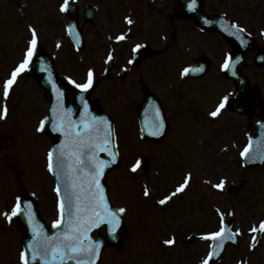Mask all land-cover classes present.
Returning a JSON list of instances; mask_svg holds the SVG:
<instances>
[{
	"label": "rangeland",
	"instance_id": "obj_1",
	"mask_svg": "<svg viewBox=\"0 0 264 264\" xmlns=\"http://www.w3.org/2000/svg\"><path fill=\"white\" fill-rule=\"evenodd\" d=\"M84 1L90 2L91 0ZM107 2L108 6L111 7L110 10L115 11L118 8L117 5L123 4V0H107ZM0 3L3 4L8 15L12 13V7L16 5L14 12H20V16L23 15V17L16 18L13 23H7L6 25L13 24V26L4 31L2 27L3 16L0 14V35L1 33L4 35V37L0 36V104H2L1 93L3 83L6 80L4 78H6L7 70L15 58L18 59L17 56L19 58L21 56V52L25 47V40L30 35L27 27L29 31V25H34V27L38 28V25L42 26V21L45 19H42L43 13H38V10L35 8L37 6L36 0H0ZM48 3L51 7L52 4L46 2V4ZM10 16L14 17V15ZM97 20L94 27H87L85 30L87 45H89V50H94L95 55L99 52L94 49L96 46L100 48L101 52L106 50L104 33H101L102 27ZM46 21L48 20L46 19ZM116 24L113 25V28L118 26ZM97 27L98 37L95 36ZM48 28L50 29L49 24ZM56 28V26H52L50 32L52 33ZM8 35L10 37H6ZM121 46L117 45L115 47L117 50H120ZM88 53L91 54L90 51ZM74 63L77 64L76 62ZM80 66L89 68L90 64L87 63L86 59L84 63H80ZM24 78L20 82L26 83L27 79ZM213 88L214 84L209 83L203 90L205 94H210ZM38 92L37 88L30 82H27L25 87H21L20 83L17 86L14 85L11 103L8 101V104H11L13 108L9 114L10 120L0 128L1 135L6 137V142L2 143L4 149L0 153V264H21L19 258V233L15 224L12 225L13 222L9 223L2 215L3 212L11 210L14 196L18 195L19 191L26 190V188L34 189L35 193L37 192L36 196L38 199L41 197L44 201L48 202L49 209L46 205L43 206L45 218L49 222L57 219L55 211L51 212L54 203L52 195L54 189L46 173L45 155L43 156V154L39 153L41 152L40 146L44 141V137L36 129L44 117L46 105L43 100L44 97ZM123 101L124 99L120 95H117L113 101H103L102 106L105 112L115 119L117 126L122 132V134L119 133V139L126 150L128 152L138 151L143 146V142L135 132V124L131 117H126L124 108L116 105L121 104ZM224 122L225 120L223 121V128H225ZM231 123L232 119H230L228 124ZM20 138L21 144L27 145L28 149V152H25L23 155L24 161L32 168L25 165L22 160L16 158L22 151L20 141L18 140ZM164 154L168 155V152L164 151ZM124 156L128 159L129 154H124ZM195 157L189 155L192 162H194ZM153 158L156 159L155 156ZM207 159L209 162H205L203 164L204 167L201 169L193 168V175L197 181L189 194L185 195L182 199L174 198L169 206L160 211L155 210L154 214H149L141 201L131 194V187L127 183V179H121L123 181L121 184V197L115 200L114 196H111V200L113 203L116 202L117 205L123 204L132 215L131 222L128 223L129 234L124 239V243H127L123 253V261L125 263L120 264H133V260L130 259L133 253L128 250L129 243H137V246H131V249L135 248L134 251L137 253V263L134 264H149L151 258H157V260L155 262L151 261L150 264H202V257L207 251L206 242L197 241L199 239L192 241L188 237L190 235L202 234L209 229L214 231L217 225L218 212L227 211L231 206L235 207L236 211L234 216L236 219L234 223L235 230L239 233L243 232L240 233L242 236L241 246L237 250H228L224 260L219 264H232L233 262H238L241 258H245L247 264H264V235L254 247L247 241L249 238L248 232L251 231V228L256 227L264 221V167L251 170L242 169L238 161V152L233 149L223 151V161L228 163L226 165L223 162V167L216 163V160L219 159L212 158V154L208 155ZM169 161L172 162L171 158H169ZM155 164L157 165L158 162L155 161ZM120 165V169L116 171V174L126 176L124 163L122 164L121 162ZM153 169L154 167H152ZM16 171L21 172L18 180L15 177ZM165 172H167V169H165ZM168 172L171 173V170L169 169ZM114 175L115 172L109 177L112 189ZM140 176H135L134 182H138ZM166 177L167 181H171V183H176L179 179L178 173H172L171 175L167 173L165 174ZM146 178L154 185L151 189L150 199L159 198V196L165 194L161 193L158 186L160 184L158 178H156L157 183L155 184L152 171ZM240 179L246 180L244 192L232 198L227 197L224 191L225 188L231 183L235 184ZM202 180L205 182L204 187L198 185L203 182ZM221 180L226 181L225 188L222 191L213 187V185L219 183ZM200 194H204V197H199ZM116 196L118 197L117 191ZM149 203L151 204L150 200ZM183 208L186 210L183 211ZM158 213L169 215L171 218L175 215H179L178 218H180L182 213L189 214L191 228L187 230L179 229L176 222L173 226V234L177 242L172 247V254L168 256V259L158 258L160 254L155 245V243H160V238L166 237L168 231L166 227L162 232L161 228L156 227L155 224L157 223L155 221L151 222L152 218L155 220L160 219L157 215ZM192 214H194L193 218ZM205 221L207 222L205 223ZM4 223L9 227L6 226L5 229ZM178 223H181L180 219H178ZM4 230L5 232H3ZM243 235H247V237L245 238ZM114 256L113 254H107L105 255V259L110 260ZM115 262L122 261L115 260Z\"/></svg>",
	"mask_w": 264,
	"mask_h": 264
},
{
	"label": "snow or ice",
	"instance_id": "obj_2",
	"mask_svg": "<svg viewBox=\"0 0 264 264\" xmlns=\"http://www.w3.org/2000/svg\"><path fill=\"white\" fill-rule=\"evenodd\" d=\"M196 0H191L190 8L195 9ZM69 9V0H64L61 5V11L66 12ZM128 24L133 21L129 18ZM31 31V40L24 55V59L14 68L10 76L3 83V98L8 101L17 84L18 77L29 69L33 57L36 55L38 34L34 27L29 26ZM225 31H231V34L241 39L242 43H247L240 37L245 32L239 24H232ZM78 35V34H77ZM117 40H124L121 35ZM142 45L137 44L133 51H137ZM111 60V56H109ZM232 57L228 56L222 68L231 69L234 66L231 63ZM131 63V61H129ZM203 71L199 66L186 67L181 72V76H189L193 72ZM233 74H235L233 72ZM69 83L81 92H87L93 87L94 73L88 71L87 80L84 83H78L71 77ZM57 92V106L52 109L56 116V122L53 124V130L64 135V141L50 150L47 154V169L50 173L58 176L60 183L56 186V193L59 197L58 208L59 217L53 221L52 227L60 229L65 225V214L68 220L63 231L52 236H48L43 225L36 219L33 212V205L29 201L24 203L21 196L15 198L14 206L10 211H5L2 215L9 223L14 217L26 216L32 227L33 241L28 244V250L20 253L21 264H31L32 261L41 260L43 264H67L73 261L74 264H96L101 254V242L93 240L89 233L93 229H98L102 225H107L112 234H115L121 225L122 215L127 211L125 207L115 208L110 205L109 198L105 193V185L102 183L105 177V170L109 167V161L101 157V153H106L111 157V162H115L118 156L116 150L115 133L106 116H94L88 113L87 102H85V116H81L79 121L71 119L70 112L62 107L61 97L63 93L59 88ZM83 100V96H81ZM229 100L228 96L223 97L214 111L209 115L213 118L220 115ZM9 115L8 104L5 103L0 110V119H6ZM48 118L39 122L36 131L43 133L45 131ZM165 121L161 116L160 109H155L153 120L148 124L149 134L160 136L164 133ZM251 142L245 147L241 156L247 157ZM142 161L137 160L132 166L131 171L135 173L141 167ZM192 179L191 173H188L182 183H179L175 190L158 201V204L165 205L178 194L185 192ZM226 181L221 180L213 185L218 190L225 188ZM144 196L150 195V190L146 186L143 192ZM264 232V221L251 228L252 232ZM239 232H233L227 227L223 215L220 218L219 229L202 236L203 239L211 241L212 250L202 264H209L214 256H218L223 250L225 241L235 240ZM255 239V237H253ZM166 245L175 244V238L165 240ZM255 245H253L254 247ZM30 250V254H29Z\"/></svg>",
	"mask_w": 264,
	"mask_h": 264
},
{
	"label": "flooded vegetation",
	"instance_id": "obj_3",
	"mask_svg": "<svg viewBox=\"0 0 264 264\" xmlns=\"http://www.w3.org/2000/svg\"><path fill=\"white\" fill-rule=\"evenodd\" d=\"M145 2H148V4L150 3V5H155L159 1L145 0ZM197 3L199 4V1ZM203 4V7L208 14H222L223 18L227 22H229L231 25L239 24L251 37L253 44L251 50L246 54V66L249 65V62L252 60L255 54L258 52H264V0H203ZM177 5L178 0H164L162 2V7L166 10L165 18L168 23L172 25V30L168 32V35L171 39L170 46L173 47L175 55L176 63L173 65L175 72H178L185 63L186 65L184 68L193 64L196 59L202 55L201 51L200 54L195 58V55L199 53L198 51L201 48L200 43L196 41V38L199 36L206 35L209 37V41L211 42L213 51L215 53V56H213L214 60L218 59L217 56H227L234 50V46H229L224 40L215 34L201 32L192 23L174 18L172 11ZM157 12L161 13L162 9L157 10ZM164 38L165 36L161 32L160 36H158V41L155 44V49L157 50L156 56L152 58L157 59V64L155 66H151V68L147 70V72L150 74V79L152 82L156 83V85L143 86L142 91L146 92L148 88L151 87L158 90L159 82L162 79V74L160 72L164 67V65L161 64L162 60H160L163 55L162 46ZM180 56H185L186 60H182ZM143 65L144 63L139 64L136 69H130L128 65L127 72L124 74L126 80H130V82H137L139 76H144L145 67H143ZM208 66L210 69L214 67V65L211 63H208ZM202 79L203 78L181 79L184 89L182 91L178 86L176 87L177 97L176 100H174V112L170 111L168 107L163 108L168 115L171 113L173 125L176 123L175 130L177 132H181L182 130L187 132L191 126H193L194 129L197 128L199 131V137L203 139V148L207 146L208 143L211 144L212 135L223 136V112H221L219 116L213 118L209 115V113L213 111L211 102H208V109H206V106L201 107L199 103L192 98L191 94L194 87V82H198ZM262 91L264 94V81L262 84ZM198 92L204 93L201 92V90H198ZM261 95L262 93L259 91L255 95L248 91L246 93V103L242 105L243 108L246 110L252 109L253 112H255L257 109H261L255 102V100ZM262 96L264 97V95ZM229 105H231V108L235 109L239 104L238 102L229 99L226 107Z\"/></svg>",
	"mask_w": 264,
	"mask_h": 264
},
{
	"label": "water",
	"instance_id": "obj_4",
	"mask_svg": "<svg viewBox=\"0 0 264 264\" xmlns=\"http://www.w3.org/2000/svg\"><path fill=\"white\" fill-rule=\"evenodd\" d=\"M58 184L60 183V179H59V177H58ZM20 219H21V223H22V225L24 226V228H25V233H28L29 234V236L30 235H32V227H31V225H30V227H29V229H27V231H26V227H25V221H24V218H23V216H20ZM65 227V225L64 226H62L60 229H56V233H58V232H61V231H63V228ZM119 229V228H118ZM118 231V230H117ZM123 231V228L121 227L120 228V231H118L117 233H115V234H112L111 232L109 233V235H107V236H104V237H102L100 240H101V243H104V242H111L112 240H115V241H117L118 239H119V237H120V234H121V232ZM222 251L223 250H221L220 251V254L222 253Z\"/></svg>",
	"mask_w": 264,
	"mask_h": 264
}]
</instances>
